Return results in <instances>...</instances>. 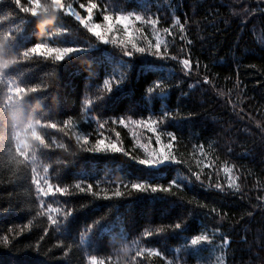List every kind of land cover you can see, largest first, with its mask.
<instances>
[{
  "label": "trees",
  "instance_id": "trees-1",
  "mask_svg": "<svg viewBox=\"0 0 264 264\" xmlns=\"http://www.w3.org/2000/svg\"><path fill=\"white\" fill-rule=\"evenodd\" d=\"M63 2L109 41L70 9L39 36L37 17L17 0H0L8 51L37 42L75 49L60 61L30 53L0 72V264H264V0ZM89 2L97 5L91 14ZM121 14L143 18L131 21L133 40L147 51L121 44L123 25L103 19ZM156 82L164 89L148 92ZM14 86L37 91L18 100ZM9 112L17 115L10 126ZM32 119L57 124L37 127L48 147L33 149L40 187H52L43 203L61 209L51 213L54 225L31 184L30 160L18 167L11 150L18 134L31 133L24 125ZM96 139L124 151L92 150ZM162 146L177 160L143 163ZM117 189L124 195L114 196ZM197 235L209 239L193 244Z\"/></svg>",
  "mask_w": 264,
  "mask_h": 264
},
{
  "label": "snow or ice",
  "instance_id": "snow-or-ice-1",
  "mask_svg": "<svg viewBox=\"0 0 264 264\" xmlns=\"http://www.w3.org/2000/svg\"><path fill=\"white\" fill-rule=\"evenodd\" d=\"M18 5L21 7L22 11L28 14H31L32 16H35L38 18V20L42 19L45 16L51 15L52 13H55L57 15V17L60 14H64L65 15V9H70L71 10V5L65 4L63 2V0H60L61 3V7L57 8L56 7V0H30V5L29 6H21V0H17ZM80 7H85V5H80ZM87 12L89 14H91L93 12V9L97 7V5L95 3H91L89 2L87 4ZM35 9V11H34ZM71 15L74 16L78 21H80L81 23L84 24L85 28H89V24L88 22L85 20V18L83 16H81L80 14H78L75 10H71ZM90 19V16H89ZM103 19L105 21H113L115 20L118 24L123 25V31L125 33L126 36V40L124 41H120L121 44H130L132 49H135V51H139V52H145L147 51V49L145 47H139L133 40V33H134V29L132 28V23L131 21L134 20H142L143 18L140 15H124L121 14L117 17H113L111 15H104ZM153 23H155V21H153ZM99 26L98 25H94L91 28H89V31L95 33L96 37H98L101 40H108L107 36L105 35V33H102L100 31H97V28ZM114 25L113 23H109L107 25V27L105 28V32H109L113 29ZM9 36H11V33L8 34ZM109 41V40H108ZM114 42V41H112ZM37 45H43V50L42 52H37V51H33V49L37 46ZM156 49H159L161 47L160 43H156L155 45ZM74 48L72 47H51L49 46V44L47 43H41V42H37L34 45H32L30 48H26L24 49L21 53H27L26 56L21 57L20 59H18L17 61L23 60V61H27L30 59V53L31 54H41V55H46V56H54V59L56 61H60L63 60L67 55L73 53L75 51L72 50ZM129 54H132V50H128ZM50 53V54H49ZM153 54L159 55V52H152ZM173 59H176V57H172ZM184 65L187 66L188 65V61L184 60L183 61ZM119 81H116V83H118ZM111 89V86H109L108 90ZM163 90V84L162 82H156L155 87H150L148 89V92H153L155 90ZM29 91L31 92H35L37 91V89L32 88H26V87H21V86H14L12 88V91L10 92V96L11 97H16L18 100H23L24 96L26 93H28ZM88 103H91V101H88ZM167 116H169L168 113L164 114V118H166ZM47 120V119H46ZM106 123H111V121H106ZM120 123H124L123 120L120 121ZM41 126V121H39L38 125H29L28 128L31 129V133L30 134H18L17 136L19 137V139H14L15 140V147L14 150L11 148V150L15 153V161H16V165L19 167L21 164H24L25 166L28 165L29 160H30V164H31V184L36 186V194L40 195V202L41 204H43L44 208L48 209V214H47V220L50 221L51 225H54L56 223H58L59 219L58 218H53V216L51 215V213L53 212H60L61 209L59 208H53L51 206V204H44L43 203V198L44 197H49L50 193L52 192V187L51 185L48 186V188L50 187V191L45 188H41L40 184L42 183L41 179L38 178L37 176V168H34L33 165L35 164V160H36V156H34L33 154V145H36V147L38 148L39 146H43L44 148H47L48 145L45 144L44 141V137L40 134L39 131H37V127ZM47 128H51V129H57V124L56 123H50L47 125H43L41 126V131L46 130ZM101 128H103V125H101ZM156 129L153 128V131H155ZM83 138L84 142L87 143L89 141V136L88 135H82L80 132L77 135V140H79L80 138ZM168 139L170 141H177L178 138L174 133H169L168 134ZM22 140L23 143L20 145V151H17V143H19V141ZM41 140L43 141V143H41ZM157 141H160V136L157 135L156 137ZM63 147V146H61ZM144 147H147L146 145H144ZM168 147H171V144L168 145ZM92 150H111L113 152H118V151H124L123 149H121L120 147L117 146L116 143H108L107 145H105V141L103 139H96L95 140V148ZM21 152H23L24 154L21 155ZM149 158L144 159L143 163L146 165H150L153 164L161 159H176L175 156L171 155L167 149L162 146L160 150H155L152 149L150 150V154L148 155ZM31 158V159H29ZM177 160V159H176ZM181 162V161H179ZM59 163V161H58ZM45 169H47L45 171ZM43 171L47 174L49 172V166H47L46 168H43ZM196 179L199 180L200 177L199 175H196ZM44 183H48V181L45 179L43 181ZM171 185H176L177 188H180L182 185H178L176 184L175 181L172 182ZM75 189H79L81 191H85V192H94L92 191V185H87L86 188H81V185L79 183L75 184ZM126 187V186H125ZM217 188H220V185H216ZM131 188L135 189L137 191L140 190H148L151 189L153 191L155 190H161V191H167L170 192L171 189L164 187L163 185H148V184H144V183H131ZM58 193H64L66 192V189L64 188H59L57 189ZM42 194V195H41ZM129 194H131V192H129ZM29 195H32V193H29ZM124 195L123 192H121L119 189H117L114 192V196H121ZM70 214V211H65L64 212V216L66 217L67 215ZM180 224L177 223L175 224V227H179ZM40 239H43V236L40 237ZM209 238L207 236H201V235H197L196 237L193 238L192 243L196 244L198 242L201 241H207ZM4 241L7 242V237H4ZM123 251L125 254H127L128 252V248L127 247H123ZM92 264H106V262H102L96 259H94L92 261Z\"/></svg>",
  "mask_w": 264,
  "mask_h": 264
},
{
  "label": "clouds",
  "instance_id": "clouds-1",
  "mask_svg": "<svg viewBox=\"0 0 264 264\" xmlns=\"http://www.w3.org/2000/svg\"><path fill=\"white\" fill-rule=\"evenodd\" d=\"M56 7L59 8L61 7V3L59 2V0H57L56 2ZM35 11V9H34ZM57 18V15L55 13H52L51 15L45 16L42 19L37 21V27L39 28V33L38 35L41 36L46 32V29L52 25L55 20ZM43 45H37L33 51H39L41 49H43ZM74 50V49H72ZM27 53H19L17 54L14 51H8L6 48V44L3 42H0V72H3L5 70H7L10 66H12L14 63L17 62L18 59H20L23 56H26ZM17 120V115L14 112H9L7 115V124L10 126L14 121ZM38 125L39 124V120L37 119H32L30 121H25V125L26 127H29V125ZM3 133L0 132V138H2ZM15 139H19L18 136L15 137ZM23 143L22 140L19 141V143H17V151H20V145ZM36 147V145H33V149ZM24 153L21 152V155H23ZM47 169H45L46 171Z\"/></svg>",
  "mask_w": 264,
  "mask_h": 264
},
{
  "label": "rangeland",
  "instance_id": "rangeland-1",
  "mask_svg": "<svg viewBox=\"0 0 264 264\" xmlns=\"http://www.w3.org/2000/svg\"><path fill=\"white\" fill-rule=\"evenodd\" d=\"M86 21L88 22L90 28H91L92 26H94V25H98V26H99L98 23L92 21V20L89 19V18H88ZM97 31H99V27L97 28ZM191 158H193V155H191ZM224 173H225V172H224ZM225 174H226V173H225ZM226 176H227V174H226ZM228 178H229V179H228ZM228 178H226L225 181H226V182L229 181V183H230V182H231V179H232V180H235V175H234V174L228 175Z\"/></svg>",
  "mask_w": 264,
  "mask_h": 264
}]
</instances>
